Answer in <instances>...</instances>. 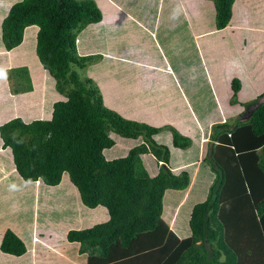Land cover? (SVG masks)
Returning a JSON list of instances; mask_svg holds the SVG:
<instances>
[{
	"label": "trees",
	"instance_id": "1",
	"mask_svg": "<svg viewBox=\"0 0 264 264\" xmlns=\"http://www.w3.org/2000/svg\"><path fill=\"white\" fill-rule=\"evenodd\" d=\"M213 1L216 27L225 29L236 0ZM102 20L94 0H22L4 19L8 51L22 44L28 27H39L37 56L64 97L53 103L49 120L18 118L1 126L19 176L59 187L66 175L83 206L107 209L108 222L67 235L88 255L87 264H264V95L246 105V120L214 126L205 161L217 177L208 198L193 207L189 235L181 239L163 219L165 202L173 198L181 204L195 166L173 172L170 149L154 139L166 127L125 118L105 102L93 78L79 73L92 67L94 56L78 54V36ZM232 89L237 98L238 80ZM171 129L175 153L199 154L200 140ZM114 138L136 142L109 158L118 146ZM147 162L158 167L155 175ZM1 251L21 257L27 247L8 230Z\"/></svg>",
	"mask_w": 264,
	"mask_h": 264
},
{
	"label": "crops",
	"instance_id": "2",
	"mask_svg": "<svg viewBox=\"0 0 264 264\" xmlns=\"http://www.w3.org/2000/svg\"><path fill=\"white\" fill-rule=\"evenodd\" d=\"M21 1L0 0V128L18 118L25 123L49 120L53 103L64 98L56 90L55 79L43 68L37 56L38 26L25 30L19 47L8 51L4 45L2 23L10 9ZM94 1L103 14V20L81 32L77 51L80 56H94L92 67L86 68L85 73L97 83L105 102L127 119L162 128L177 126L176 130L182 135L195 143L201 141L196 157L190 154L191 150H180L178 158H174L176 149L172 145V137L158 142L170 151L174 149L169 166L173 172L195 166L190 187L179 205L182 209L190 208L191 215L195 203L199 202L197 198H201L198 188L204 187L199 186V181L207 185L209 194L214 186L215 173L205 161L214 144L211 139L214 126L246 120L249 114L246 105L264 95V25L259 23L260 19L264 21V0H236L231 22L222 30L217 29L216 23H207L208 13L211 20L212 15L216 17L217 14L213 0ZM86 30L96 41L91 46L84 45ZM212 37H217L226 48V56L237 57V62L221 63L216 81L208 80L216 111L211 107L204 114L212 117L218 112L221 119L206 120L209 122L207 127L202 126L203 122L185 97L183 77L192 84L199 81L197 54L203 45L206 49L216 45L212 43ZM121 52H133L132 57H124ZM118 62L133 64L135 69L132 72L118 66ZM173 65L177 67V73ZM22 69L28 70L31 79ZM10 73H14L11 83L7 78ZM26 78L28 85L24 83ZM234 80L240 82L241 89L235 103H232ZM22 82L21 93L13 95L11 90L17 89ZM29 87L32 89H27ZM24 88L29 91H23ZM192 89L195 90V86ZM177 99H183L192 111L189 120L177 119L182 117L178 106L162 107L161 101L175 104ZM199 106L206 107L203 103ZM161 135L156 137L159 139ZM183 155H188L190 160L181 163ZM203 167L205 171L209 167L210 173L203 176ZM63 182L66 184L59 187H48L41 181L25 182L16 170L11 149L5 148L0 137V264H87L88 255L80 253L79 245L70 243L67 235L71 230H84L108 222L110 216L106 208H84L79 201L78 190L66 175ZM59 190L65 195L66 208H49L52 198L59 193L55 191ZM192 197L195 200L189 204ZM170 199L176 204V200ZM57 214L59 217L55 221L53 216ZM176 215L173 218L164 216L163 219L171 229H178L176 234L181 239L187 238L186 221L183 218L180 221V214L178 218ZM8 230L24 241L27 247L25 255L15 257L1 251Z\"/></svg>",
	"mask_w": 264,
	"mask_h": 264
},
{
	"label": "rangeland",
	"instance_id": "3",
	"mask_svg": "<svg viewBox=\"0 0 264 264\" xmlns=\"http://www.w3.org/2000/svg\"><path fill=\"white\" fill-rule=\"evenodd\" d=\"M206 18H207V23H210V25H215L216 17L214 15H212V17H211L212 20L210 19V14L209 13L207 14ZM259 23L264 25V21H262L261 19H260ZM251 25H253V24H251ZM119 33H121V32H119ZM83 39H84V45H87V46H91V44L96 42L90 37V32L88 30L85 31V33L83 35ZM212 39H213L212 43L215 42L216 45H214L212 47V49H208V48L206 49V47L203 45L202 49H199L198 54H197V61H196L197 71H196V73H197V75L199 77V81L196 82L195 84H192L188 78L186 79V78L183 77V79H184V87H185V97L189 101L191 107L193 108V110L197 114V116L199 117L200 121L203 122V125L202 124L201 125L202 126H207V127L209 125V122H207L206 120L212 119L213 121H220V119H221L218 112H216L215 115L212 116V117H210V114H206V113L204 114V112L208 111L211 107H213L215 109V111H216L215 101L213 100L212 91H211V87H210V84H209L208 80L210 79V80L216 81L215 80L216 79V73H217L218 68L220 67L221 63L227 64L228 62L229 63L237 62V57H234L232 59V58H228L226 56L227 55L226 50H225L226 48H224V46L221 44V42L219 41V39L217 37H212ZM117 51H118V49L116 50V52ZM132 53L133 52H121V54L124 57H129V58L132 57ZM29 56H32V55L29 54ZM96 59H98V58H96ZM118 66H123L125 68H129L130 70H132V72L135 69V65L130 64V63L118 62ZM173 67H174V72L177 73L178 72L177 67H175V65H173ZM85 72H87V71L86 70L85 71L84 70L83 71L79 70V73H80L81 77H89L90 76L88 73H85ZM16 73H17V71H16ZM13 75H14V73L13 74L12 73L7 74V78H10V83L12 82V78L14 77ZM29 75H27V77ZM29 77L31 79V76H29ZM24 83H25V85L29 84L28 78H26ZM22 85H23V82L19 86H22ZM19 86H17V89H19L18 88ZM192 86H195V90L192 89ZM11 93L13 95H15L17 93L16 92V88H14V90H11ZM173 96H174V94L172 95V97ZM170 97H171V92H169V98ZM234 99L236 100V98H233L231 100V102L235 101ZM261 100H262V102H264V99H261ZM176 101L177 102H175V104H173L172 102H163V101H161L163 103L162 107L164 108V107H166V105L178 106L179 109H180L182 117H177V119L188 118V120H189V118L192 116V111L189 108L186 107L185 101L183 99H181V100L177 99ZM199 103L205 104L206 107L201 108L199 106ZM190 121H192V120H190ZM138 122H140V121H138ZM192 123L194 124L193 121H192ZM171 128H174V130H175L178 127L177 126H176V128L172 127V126L166 127V129H163V132L160 133L162 135H161V137H159V139H158V137L154 138L155 141L160 142V140H162L161 142H165L164 140H168V138L172 137L173 130ZM206 130H207V128H206ZM199 136H200V132L198 130L197 137H199ZM119 139L120 138H118L117 140L115 139L118 142V146L116 147L115 150H112L113 152L112 151L109 152L110 153L108 155L109 158L113 154H116L118 152V149H120L119 151L122 150V152L128 151L130 149V146L134 145L135 142H136L134 140H129V141L121 140L122 141V143H121L119 141ZM171 150L174 152L173 148ZM172 151H170V152H172ZM194 155H196V154H193L192 156L196 157ZM150 157L145 156L143 158H145V160L148 161V162H152ZM178 157H179V154L174 152V158H178ZM151 158L154 159V157H151ZM189 158L190 157L188 155H183L182 156V160L183 161L181 160V163L189 161L190 160ZM148 162H147V164H148ZM148 166L150 168V171L152 172V175H155L158 167H155V165L151 164V163H149ZM198 166L199 165H197V167ZM204 167L202 168V175L203 176L207 174L206 172L210 173L209 167H207L208 171H205L206 168H204ZM192 171H194V169ZM216 177H217V175L215 173L214 182L216 180ZM201 185L204 186L203 188H198V192H199V195H201V198H197V200L199 202H197L195 204H198V203L204 201L205 200L204 198L205 197L207 198L208 195H209V191L207 192V190H206V186L207 185L204 184L203 182L199 181V186H201ZM62 190H64V189H62ZM62 190L55 191V192H59V193L56 194L52 198V205H50L49 208H54L55 210L57 208H66L65 200H63V196H65V195H63V193L61 192ZM203 194H204V196H203ZM193 199L195 200V198H193V197L190 199L189 204H191ZM165 203H166V211H167L166 212L167 213L166 216L173 218L175 216V214H177L176 217L178 218L179 214H180V221L183 218V220H185L186 224H187L186 228H188L189 227L188 222L190 220V213H189V209L190 208H183L182 209L181 206H179V205L177 206V204H175L173 206L172 199H167V201ZM195 204H193V205H195ZM178 207H180V209L178 210V212H176ZM84 208H87V207H84ZM99 208H102V207H99ZM53 212H54V214H56L55 213L56 211H53ZM58 217H59V214L54 215L53 219L56 221V220H58ZM175 225L177 226L178 224L176 223ZM171 230L175 231L176 233L178 232V229H176L175 227H173ZM35 240L37 241V239H35Z\"/></svg>",
	"mask_w": 264,
	"mask_h": 264
}]
</instances>
